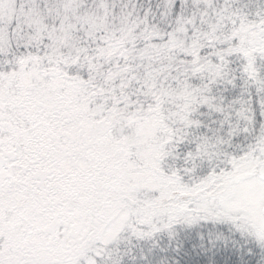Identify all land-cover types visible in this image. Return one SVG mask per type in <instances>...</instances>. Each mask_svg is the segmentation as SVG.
<instances>
[{
	"label": "snow or ice",
	"instance_id": "6c2138e0",
	"mask_svg": "<svg viewBox=\"0 0 264 264\" xmlns=\"http://www.w3.org/2000/svg\"><path fill=\"white\" fill-rule=\"evenodd\" d=\"M0 264H264V0H0Z\"/></svg>",
	"mask_w": 264,
	"mask_h": 264
}]
</instances>
